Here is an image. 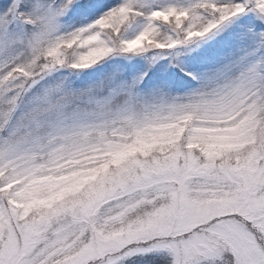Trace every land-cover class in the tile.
<instances>
[{
	"label": "snow or ice",
	"instance_id": "obj_1",
	"mask_svg": "<svg viewBox=\"0 0 264 264\" xmlns=\"http://www.w3.org/2000/svg\"><path fill=\"white\" fill-rule=\"evenodd\" d=\"M0 264H264V0H0Z\"/></svg>",
	"mask_w": 264,
	"mask_h": 264
},
{
	"label": "rangeland",
	"instance_id": "obj_2",
	"mask_svg": "<svg viewBox=\"0 0 264 264\" xmlns=\"http://www.w3.org/2000/svg\"><path fill=\"white\" fill-rule=\"evenodd\" d=\"M168 71H175V69H172L171 67L170 68H168Z\"/></svg>",
	"mask_w": 264,
	"mask_h": 264
},
{
	"label": "trees",
	"instance_id": "obj_3",
	"mask_svg": "<svg viewBox=\"0 0 264 264\" xmlns=\"http://www.w3.org/2000/svg\"><path fill=\"white\" fill-rule=\"evenodd\" d=\"M175 71H179L178 69H175ZM182 74V73H181Z\"/></svg>",
	"mask_w": 264,
	"mask_h": 264
}]
</instances>
